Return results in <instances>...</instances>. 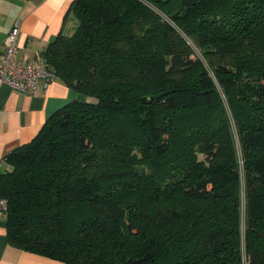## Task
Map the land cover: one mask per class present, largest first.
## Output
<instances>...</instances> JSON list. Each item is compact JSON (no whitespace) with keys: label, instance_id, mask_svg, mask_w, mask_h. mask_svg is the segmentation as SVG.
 Instances as JSON below:
<instances>
[{"label":"trees","instance_id":"obj_1","mask_svg":"<svg viewBox=\"0 0 264 264\" xmlns=\"http://www.w3.org/2000/svg\"><path fill=\"white\" fill-rule=\"evenodd\" d=\"M69 9L73 33L40 55L83 98L4 157L9 244L67 264H264V0Z\"/></svg>","mask_w":264,"mask_h":264},{"label":"crops","instance_id":"obj_2","mask_svg":"<svg viewBox=\"0 0 264 264\" xmlns=\"http://www.w3.org/2000/svg\"><path fill=\"white\" fill-rule=\"evenodd\" d=\"M73 0H0V52L13 22L19 19L16 54L36 59L58 34L70 35L77 20L69 9ZM83 95L54 76L46 89L30 92L12 88L0 79V171L10 151L27 144L46 119ZM0 264H67L9 244L4 214H0Z\"/></svg>","mask_w":264,"mask_h":264},{"label":"built area","instance_id":"obj_3","mask_svg":"<svg viewBox=\"0 0 264 264\" xmlns=\"http://www.w3.org/2000/svg\"><path fill=\"white\" fill-rule=\"evenodd\" d=\"M19 23V19H16L4 38V47L0 52V79L22 92L34 91L39 87L46 89L54 77L46 59L39 55L29 62L21 60L16 54ZM0 214H5L3 199H0Z\"/></svg>","mask_w":264,"mask_h":264},{"label":"water","instance_id":"obj_4","mask_svg":"<svg viewBox=\"0 0 264 264\" xmlns=\"http://www.w3.org/2000/svg\"><path fill=\"white\" fill-rule=\"evenodd\" d=\"M162 94H163V93H159V94L155 95L154 97H153V96H150V97L144 96V97H142V100L145 101V102H147V101H151L153 98H158V97H160Z\"/></svg>","mask_w":264,"mask_h":264}]
</instances>
